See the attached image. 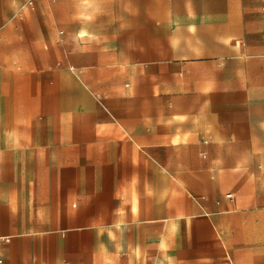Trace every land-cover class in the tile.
<instances>
[{"label": "crops", "instance_id": "0c3cea01", "mask_svg": "<svg viewBox=\"0 0 264 264\" xmlns=\"http://www.w3.org/2000/svg\"><path fill=\"white\" fill-rule=\"evenodd\" d=\"M263 27L261 0H0L3 264H264Z\"/></svg>", "mask_w": 264, "mask_h": 264}, {"label": "rangeland", "instance_id": "374dc122", "mask_svg": "<svg viewBox=\"0 0 264 264\" xmlns=\"http://www.w3.org/2000/svg\"><path fill=\"white\" fill-rule=\"evenodd\" d=\"M79 4L82 6L81 7V9H79L80 10V14H81V20L82 21H85V20H87L84 16H83V14L82 13H84V15L88 12V6H85V5H87V2H83V1H81V2H79ZM83 5H84V7H83ZM98 5V3L96 4L95 2L92 4V11L93 12H101L102 11V9H100L99 8V6H97ZM16 16L18 17V16H20L21 17V19L23 18L24 20H25V18H26V20H28V18H34L35 19V16L38 18V16H39V10L37 9V8H34L29 14H19L18 12H17V10H16ZM103 21V19L102 18H98L97 20H95V23H94V27L95 28H98V27H102V24H100V22H102ZM19 26H22V28L26 31V29H27V27L25 26V24H23V25H19ZM262 28V27H261ZM81 34H82V32H81ZM85 43V41H84V39H83V37H81V40H80V45L81 44H84ZM13 45H14V47H16V48H25V47H27V45H28V42L27 41H15V42H13ZM62 45H64V47H66V49H69V48H71L72 47V42L71 41H63L62 42ZM10 46H12V44L10 43ZM52 48H55V44L54 45H52L51 46ZM81 71V77H82V75L84 74V71L85 70H80ZM83 71V72H82Z\"/></svg>", "mask_w": 264, "mask_h": 264}, {"label": "built area", "instance_id": "2783aa9c", "mask_svg": "<svg viewBox=\"0 0 264 264\" xmlns=\"http://www.w3.org/2000/svg\"><path fill=\"white\" fill-rule=\"evenodd\" d=\"M261 9L264 11V0H261ZM262 32L264 34V27L262 29ZM7 243H9V238L5 236H0V246ZM0 264H3V260L1 257H0Z\"/></svg>", "mask_w": 264, "mask_h": 264}]
</instances>
